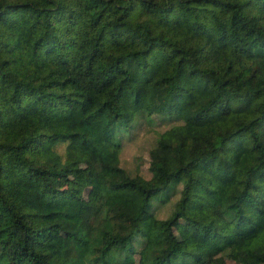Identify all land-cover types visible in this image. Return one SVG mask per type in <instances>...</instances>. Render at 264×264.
Returning a JSON list of instances; mask_svg holds the SVG:
<instances>
[{
	"label": "trees",
	"instance_id": "16d2710c",
	"mask_svg": "<svg viewBox=\"0 0 264 264\" xmlns=\"http://www.w3.org/2000/svg\"><path fill=\"white\" fill-rule=\"evenodd\" d=\"M142 124L148 175L121 157ZM75 146L94 152L92 200L53 182ZM220 252L264 264V0H0V264Z\"/></svg>",
	"mask_w": 264,
	"mask_h": 264
},
{
	"label": "rangeland",
	"instance_id": "374dc122",
	"mask_svg": "<svg viewBox=\"0 0 264 264\" xmlns=\"http://www.w3.org/2000/svg\"><path fill=\"white\" fill-rule=\"evenodd\" d=\"M152 126L161 129L160 124ZM151 125L142 124L137 129H132L122 138L121 157L122 162L128 168L134 169L148 175V149L154 143L156 132ZM56 148L64 152V143H57ZM94 152L86 147L75 146L73 150L72 167L55 176L54 185L66 187L76 192L86 200H92L97 191V174L94 167ZM179 244L186 245L189 236L196 235L197 228L194 223L180 218L174 225ZM63 233L60 230H52L44 239L43 246L47 249L59 248ZM118 264V263H115ZM127 264H138V254L134 253L133 261ZM211 264H260V261L252 255H244L239 259L233 257L230 252H220L212 257Z\"/></svg>",
	"mask_w": 264,
	"mask_h": 264
}]
</instances>
